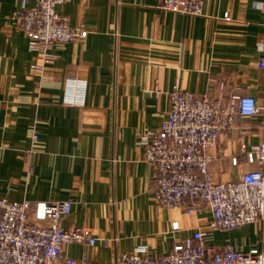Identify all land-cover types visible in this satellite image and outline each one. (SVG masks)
Listing matches in <instances>:
<instances>
[{
	"label": "crops",
	"instance_id": "1",
	"mask_svg": "<svg viewBox=\"0 0 264 264\" xmlns=\"http://www.w3.org/2000/svg\"><path fill=\"white\" fill-rule=\"evenodd\" d=\"M160 2L66 0L57 11L88 34L56 42L39 72L43 55L14 20L36 0H0V196L70 200L61 225L90 228L97 240L65 244V256L109 264L144 248L157 257L196 229L215 249L264 252V224L223 230L212 226L208 206L188 213L157 201L156 171L141 142L161 127L176 87L221 94L225 105L234 95L264 104V0H206L199 15ZM69 80L85 84L83 102L66 101ZM262 141L260 117L237 113L214 150V178L257 168L243 151Z\"/></svg>",
	"mask_w": 264,
	"mask_h": 264
},
{
	"label": "built area",
	"instance_id": "2",
	"mask_svg": "<svg viewBox=\"0 0 264 264\" xmlns=\"http://www.w3.org/2000/svg\"><path fill=\"white\" fill-rule=\"evenodd\" d=\"M65 1L36 0L35 7L14 13L15 23L29 38L31 48L43 55V64L34 66L39 72L53 60L56 42L77 41L88 34L57 11ZM160 1L165 10L199 15L206 0ZM260 49L259 65L264 67V41ZM66 86L68 103L84 101L85 84L69 80ZM237 113L259 116L264 128V104L254 96L234 95L225 105L221 94H196L179 87L171 91L170 109L161 127L141 140L146 146V160L156 171L157 201L169 207L181 206L188 213L208 206L214 214L212 226L223 230L247 223L264 224V141L243 151L247 162L256 163L257 168L236 179L217 181L210 168L218 139L233 128ZM233 162L237 163V157ZM71 209L70 200L34 202L0 196V264H102L87 256L64 255L65 244L94 245L97 240L90 228L61 225ZM179 227L175 221L173 228ZM144 250L117 253L109 264H264V252L257 248H213L206 242L203 229L175 242L166 254L152 257L143 255Z\"/></svg>",
	"mask_w": 264,
	"mask_h": 264
}]
</instances>
